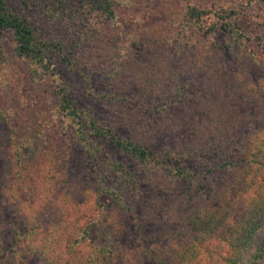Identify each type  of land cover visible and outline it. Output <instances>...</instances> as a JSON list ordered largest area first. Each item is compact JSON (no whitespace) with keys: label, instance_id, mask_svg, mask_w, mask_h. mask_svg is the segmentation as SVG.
<instances>
[{"label":"rangeland","instance_id":"1","mask_svg":"<svg viewBox=\"0 0 264 264\" xmlns=\"http://www.w3.org/2000/svg\"><path fill=\"white\" fill-rule=\"evenodd\" d=\"M113 1L117 13L107 21L77 0H63V11L45 0H4L10 12L33 24L36 38L61 44L68 62L52 54L53 70L37 68L16 56L11 38L3 35L0 248L11 239L12 226L30 224L19 219L24 212L14 211L18 199L47 227L32 237L29 254L48 240V224L59 218L56 264H174L184 244L200 240L189 228L191 216L216 207L242 171L238 157L245 138L264 130L262 0ZM185 1L237 8L248 54L231 49V33L191 28L182 15ZM59 84L82 119L95 117L112 133L150 145L162 163H140L105 138L79 140L71 120L57 110ZM223 123L226 133L219 137ZM35 136L37 155L16 164L13 143ZM173 157L191 174L188 179L170 174ZM224 159L238 164L204 173L201 163L217 166ZM120 166L129 176L121 175ZM40 188L58 200L37 211ZM225 194L233 195L230 188ZM83 228L85 238L66 252L67 237ZM25 254L21 263H43Z\"/></svg>","mask_w":264,"mask_h":264},{"label":"trees","instance_id":"2","mask_svg":"<svg viewBox=\"0 0 264 264\" xmlns=\"http://www.w3.org/2000/svg\"><path fill=\"white\" fill-rule=\"evenodd\" d=\"M45 1H50L57 10L63 11V0ZM77 1L82 2L83 6L85 3L86 10L90 11V14L105 18L107 21L111 20L117 13L113 0ZM262 2L264 3V0ZM236 12L237 8L235 7L201 6L185 1L182 15L190 27L196 31L205 28L212 32L220 30L231 33L233 42L231 49L237 53L248 54L245 46V41L248 38L235 21ZM5 34L13 42L15 55L27 59L29 63L34 64L37 68L46 70L50 68V70H53L52 54L56 55L60 61L68 62L61 44L36 38L33 24L26 21L25 18L10 12L4 0H0V62L4 60L2 38ZM35 68L33 67L34 72H36ZM56 94L57 110L62 116H66L71 120L70 125L79 140H86L87 136L105 138L112 142L116 150L127 153L132 159L140 163L147 161H152L155 164L162 163L160 155L150 145L129 138H122L112 133L107 126H104L95 117L87 116V120L82 119V112L72 102V98L67 95L62 84L57 86ZM219 121L221 122V119ZM232 125L234 123L230 127ZM217 131L219 137H223L226 133L225 124L218 126ZM36 140L38 141L35 136L23 139L22 142L15 141L13 143L12 157L16 164L21 166L27 159L37 155L39 144ZM241 147L238 162L242 167V171L220 193L216 207L200 208L199 212L191 216L188 222L189 228L200 234V240L196 241L195 244L189 242L186 245L184 244L183 249H179L177 256L172 258L174 264H264V130H256L248 134ZM29 153L32 154L30 155L32 157L28 156ZM188 154L190 155V153ZM177 155L183 157L182 152H178ZM184 157L186 156L184 155ZM168 159L171 166L169 168L170 174L181 179L190 177L191 174L182 166V161L179 158ZM238 162L224 159L221 164L210 167L200 163L204 173H212L216 169L223 170V167L231 169ZM120 170L125 173V175L121 174L123 177L129 176L126 169L120 166ZM44 176L48 178L50 175L45 174ZM229 188L233 195L228 198L225 193ZM35 197L36 200L34 201H37L38 204L37 211L40 209V205L43 208L50 207L58 200L57 198L54 201L55 195H47L41 188L36 192ZM15 200L16 202L13 204L14 211L17 214L24 212L25 215L19 217V219L28 221L30 224L27 227L24 226V229H18L14 226L10 228L11 239L7 240V244L2 246L4 248H0L3 249L0 264H30L31 262L21 263L22 259L20 257L26 255V252L28 256L30 255L29 257L31 255L37 256L36 258L38 261L43 262L42 264H56L57 259L60 257L58 256L57 247L62 235L60 233L63 231V222L59 218L53 219L48 224L50 226L48 240L41 244V248L35 254H29L30 250H33L32 237L43 233L47 227H42L40 220L34 217L37 212L33 215L32 211H28L22 205V201ZM38 228L42 229L37 230ZM85 230V228L81 229L79 236L69 235L67 237L66 252H69V249L77 246L78 242L85 238ZM15 240H17V243L14 242ZM37 245H34V250ZM98 249L102 253L106 246H99ZM21 251L22 253H20ZM199 253L200 261L197 257ZM185 254L188 257H185ZM63 264H67V261Z\"/></svg>","mask_w":264,"mask_h":264}]
</instances>
